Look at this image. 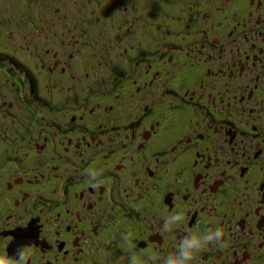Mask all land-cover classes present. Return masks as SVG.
Returning <instances> with one entry per match:
<instances>
[{
  "label": "flooded vegetation",
  "instance_id": "obj_1",
  "mask_svg": "<svg viewBox=\"0 0 264 264\" xmlns=\"http://www.w3.org/2000/svg\"><path fill=\"white\" fill-rule=\"evenodd\" d=\"M95 1L81 36L31 43L28 69L0 46V254L130 264L220 227L228 247L197 264H264V0H110L105 28ZM110 28L115 60L94 39Z\"/></svg>",
  "mask_w": 264,
  "mask_h": 264
},
{
  "label": "rangeland",
  "instance_id": "obj_2",
  "mask_svg": "<svg viewBox=\"0 0 264 264\" xmlns=\"http://www.w3.org/2000/svg\"><path fill=\"white\" fill-rule=\"evenodd\" d=\"M27 1L28 0H0V28L2 27L5 36L9 33L12 35L11 40H2L0 37V46L2 47L4 43L12 42V47L7 48L8 50L5 54H12L16 61L21 63L22 67L25 69H28L27 55L31 43L39 50L53 48L63 35V28L65 30V36L72 37L70 40L74 37L77 38L81 36V29L88 30V27L90 26L88 22H85L87 18H90L92 21L96 20L99 5L95 0H90L91 3H89L88 0H71V2L65 4L59 2V0H42V9H39L38 15L34 16L37 10V4L33 1ZM158 1L164 3L168 12H173L177 8V0ZM130 3L132 8H134V2L131 1ZM24 4H26V6L31 5L28 12L22 11L25 7ZM115 7V2H111L110 0L106 1L102 11L99 12V14L101 13L103 16L100 18L99 26H103V28L106 27L107 22H104V15H106L108 11L115 12ZM66 11L69 12V17L66 19L65 25H63L57 20V14ZM42 36H44L45 41L51 47H43L39 41ZM104 37L107 38L105 44L99 43L100 41L96 40V38L94 39L98 43L97 45L104 47L107 56L115 60L117 50L114 29L112 31L110 28L108 34ZM13 71L18 75L23 73H21L22 70L18 66H16V70L13 68ZM101 72H104V70H101ZM106 72L109 73L108 70ZM90 99L94 100V98L91 97Z\"/></svg>",
  "mask_w": 264,
  "mask_h": 264
},
{
  "label": "clouds",
  "instance_id": "obj_3",
  "mask_svg": "<svg viewBox=\"0 0 264 264\" xmlns=\"http://www.w3.org/2000/svg\"><path fill=\"white\" fill-rule=\"evenodd\" d=\"M101 171L93 169L87 170L89 185L93 189L102 186L103 181L98 177ZM185 217L182 214H173L167 216L162 225L161 231L171 232L173 227L183 221ZM225 232L222 228H206L203 233H189L185 235L176 246L174 252L167 256L149 255L143 252L133 253L130 257V264H197L198 254L204 251L208 246H218L221 249L227 248L228 244L223 239ZM122 241L128 247H133L132 233L122 234ZM31 254L25 246L17 248L16 252L9 255L6 251L0 254V264H30Z\"/></svg>",
  "mask_w": 264,
  "mask_h": 264
}]
</instances>
